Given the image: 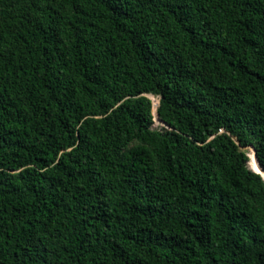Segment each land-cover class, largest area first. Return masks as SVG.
Listing matches in <instances>:
<instances>
[{
	"label": "trees",
	"instance_id": "trees-1",
	"mask_svg": "<svg viewBox=\"0 0 264 264\" xmlns=\"http://www.w3.org/2000/svg\"><path fill=\"white\" fill-rule=\"evenodd\" d=\"M250 147L264 0H0V264H264Z\"/></svg>",
	"mask_w": 264,
	"mask_h": 264
},
{
	"label": "water",
	"instance_id": "water-1",
	"mask_svg": "<svg viewBox=\"0 0 264 264\" xmlns=\"http://www.w3.org/2000/svg\"><path fill=\"white\" fill-rule=\"evenodd\" d=\"M150 99L154 102V98H153L152 96H150ZM154 116H155V120L158 121V120H157V113H156L155 110H154ZM155 120H154V121H155ZM251 148H252L253 151H254V154H255V156H256V159H257V161H258L260 167H261L262 170L264 171V168L261 166V164H260V162H259V159H258V157H257V155H256V151L254 150L253 147H251ZM243 150L246 151V148H244ZM247 156H248V153H247ZM248 158H249V156H248ZM248 162H249V161H248ZM248 168H249L252 172H254V173L260 175L261 179L264 181V177H263L259 172H256V171L252 170V169L249 167V164H248Z\"/></svg>",
	"mask_w": 264,
	"mask_h": 264
},
{
	"label": "bare ground",
	"instance_id": "bare-ground-1",
	"mask_svg": "<svg viewBox=\"0 0 264 264\" xmlns=\"http://www.w3.org/2000/svg\"><path fill=\"white\" fill-rule=\"evenodd\" d=\"M251 148V147H250ZM252 149V148H251ZM252 151H253V149H252ZM253 153H254V151H253ZM254 156H255V154H254ZM255 160H256V162H257V165H258V168H259V170L260 171H262V172H264L263 170H262V168L260 167V165H259V163H258V161H257V159H256V156H255ZM260 173V172H259ZM261 174V173H260Z\"/></svg>",
	"mask_w": 264,
	"mask_h": 264
},
{
	"label": "rangeland",
	"instance_id": "rangeland-1",
	"mask_svg": "<svg viewBox=\"0 0 264 264\" xmlns=\"http://www.w3.org/2000/svg\"><path fill=\"white\" fill-rule=\"evenodd\" d=\"M155 105L157 104V101L156 103H154ZM159 122L155 120V123H154V128L158 127L159 126ZM246 152H247V148H246ZM248 153V152H247Z\"/></svg>",
	"mask_w": 264,
	"mask_h": 264
}]
</instances>
